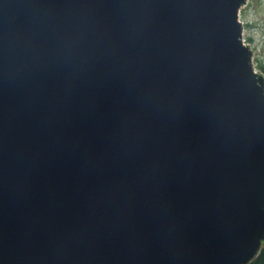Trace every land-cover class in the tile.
I'll return each instance as SVG.
<instances>
[{"label": "water", "instance_id": "1", "mask_svg": "<svg viewBox=\"0 0 264 264\" xmlns=\"http://www.w3.org/2000/svg\"><path fill=\"white\" fill-rule=\"evenodd\" d=\"M248 1L0 0V264L259 255Z\"/></svg>", "mask_w": 264, "mask_h": 264}, {"label": "rangeland", "instance_id": "2", "mask_svg": "<svg viewBox=\"0 0 264 264\" xmlns=\"http://www.w3.org/2000/svg\"><path fill=\"white\" fill-rule=\"evenodd\" d=\"M239 21L245 32L243 42L254 54V71L264 77L260 69V66L264 68V0L248 1L246 8L239 12Z\"/></svg>", "mask_w": 264, "mask_h": 264}, {"label": "trees", "instance_id": "3", "mask_svg": "<svg viewBox=\"0 0 264 264\" xmlns=\"http://www.w3.org/2000/svg\"><path fill=\"white\" fill-rule=\"evenodd\" d=\"M261 71L264 73V68L260 66ZM249 264H264V248L261 250L259 255Z\"/></svg>", "mask_w": 264, "mask_h": 264}]
</instances>
